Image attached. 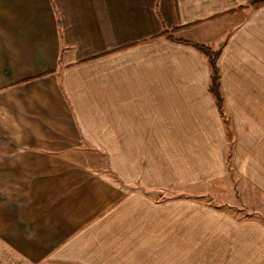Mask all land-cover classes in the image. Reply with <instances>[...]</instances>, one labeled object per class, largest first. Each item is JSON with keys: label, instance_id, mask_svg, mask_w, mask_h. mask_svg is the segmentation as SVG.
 <instances>
[{"label": "crops", "instance_id": "1", "mask_svg": "<svg viewBox=\"0 0 264 264\" xmlns=\"http://www.w3.org/2000/svg\"><path fill=\"white\" fill-rule=\"evenodd\" d=\"M251 2L0 0V245L32 264H264L259 217L130 189L145 181L137 153L184 113L192 130L195 103L226 139L207 57L173 35L222 42L214 95L234 166L264 197V11Z\"/></svg>", "mask_w": 264, "mask_h": 264}, {"label": "rangeland", "instance_id": "2", "mask_svg": "<svg viewBox=\"0 0 264 264\" xmlns=\"http://www.w3.org/2000/svg\"><path fill=\"white\" fill-rule=\"evenodd\" d=\"M244 4L249 5V0H244ZM253 5L261 15L264 11V0H257V5ZM226 13L229 15L230 11ZM242 13L244 15L240 23L234 20L235 25H227L225 45L234 37V32L240 25L248 23L250 12ZM263 16L264 13L259 16L258 26L263 23ZM209 47L214 52L220 51L221 55L222 42L219 48ZM219 73L220 81L221 72ZM211 93L219 109L221 121L225 124L226 139L209 128V124L217 121H213V118L207 115L206 105L195 103V108L199 106L203 109L193 111L195 126L192 130L186 129L184 113L182 119L184 125H177L171 129L163 128L159 140L156 137L154 144L145 145L148 150L137 153L140 155L141 164L138 171L139 174L145 175V181H133L130 183V189L143 193L155 202H176L178 206L185 207L188 201L193 202L195 208L209 206L211 209L224 210L236 221L254 217L264 221V197L251 187L235 168L233 158L235 135L229 127V119L225 117L224 110L219 108L214 93ZM221 104L225 106L224 101ZM219 139L225 140L223 143L219 141L218 144ZM0 264L32 263L0 245Z\"/></svg>", "mask_w": 264, "mask_h": 264}, {"label": "trees", "instance_id": "3", "mask_svg": "<svg viewBox=\"0 0 264 264\" xmlns=\"http://www.w3.org/2000/svg\"><path fill=\"white\" fill-rule=\"evenodd\" d=\"M172 40L178 41L183 44H189L195 46L200 52H202L208 59L209 64L211 66V91L218 97H220L219 93V67H218V58L220 56V51L214 52L209 46L201 43H196L189 40H181L172 37Z\"/></svg>", "mask_w": 264, "mask_h": 264}]
</instances>
